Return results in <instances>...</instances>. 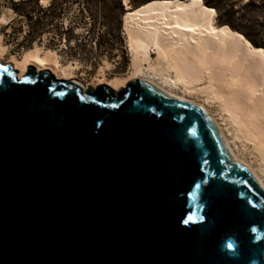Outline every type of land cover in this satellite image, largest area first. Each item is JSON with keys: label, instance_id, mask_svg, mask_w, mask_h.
I'll use <instances>...</instances> for the list:
<instances>
[{"label": "water", "instance_id": "obj_1", "mask_svg": "<svg viewBox=\"0 0 264 264\" xmlns=\"http://www.w3.org/2000/svg\"><path fill=\"white\" fill-rule=\"evenodd\" d=\"M0 264H264V191L150 83L0 62Z\"/></svg>", "mask_w": 264, "mask_h": 264}, {"label": "bare ground", "instance_id": "obj_2", "mask_svg": "<svg viewBox=\"0 0 264 264\" xmlns=\"http://www.w3.org/2000/svg\"><path fill=\"white\" fill-rule=\"evenodd\" d=\"M127 1L123 0L128 9L123 31L131 54L127 77L106 79L104 74L96 84L83 85L75 72L78 64H61L56 51L34 44L20 58L8 56L2 34L0 62L13 66L18 78L34 67L36 72L74 82L83 92L105 86L117 93L134 80L150 83L210 117L232 161L245 167L264 191V52L260 51L264 48L219 25L216 10L202 0H161L136 9H130ZM10 23L6 13L0 15L1 26Z\"/></svg>", "mask_w": 264, "mask_h": 264}, {"label": "rangeland", "instance_id": "obj_3", "mask_svg": "<svg viewBox=\"0 0 264 264\" xmlns=\"http://www.w3.org/2000/svg\"><path fill=\"white\" fill-rule=\"evenodd\" d=\"M19 1L0 0V15L6 13L11 18L8 26L0 25L8 56L20 58L24 50L37 44L56 51L63 65L78 64L75 72L83 85L96 84L104 74L106 79L128 76L131 54L123 31V16L128 10L124 5L122 11L114 12L115 6L108 0H55L56 9L63 10L58 17L56 10L45 12L53 0H46L44 4L40 0L37 3L36 0ZM92 1L91 5H83ZM209 1L217 2L221 8L232 6L239 14L247 16L249 37L257 45H264V0ZM127 4L134 9L131 0ZM87 7L93 12L87 11ZM217 23L220 25L218 12ZM194 98L202 100L200 96ZM212 108L220 117L217 106ZM234 143L235 148L240 147Z\"/></svg>", "mask_w": 264, "mask_h": 264}, {"label": "trees", "instance_id": "obj_4", "mask_svg": "<svg viewBox=\"0 0 264 264\" xmlns=\"http://www.w3.org/2000/svg\"><path fill=\"white\" fill-rule=\"evenodd\" d=\"M30 1L32 0H22L19 2L23 3V2H30ZM108 1L112 2L113 5L115 6V10H113L114 12L122 11L123 0H108ZM156 1H161V0H153V1L152 0H131V4H133V6H135L134 9H136L143 4L156 2ZM202 1L207 7H210L212 9L214 8V10L218 12V22L220 23V25H226V26L228 25L233 31L235 30V32H238V33L240 32L241 34H243L254 46L264 48V45H257L249 37V34L247 33V29H246V25L249 23L247 16H245L244 14H239V12L234 10L232 6L226 9V8H221L220 4H218L217 2H213L209 0H202ZM36 3H37V0H36ZM93 3L94 1H92L91 3L88 2L86 4L83 3V5L86 6L88 4L91 5ZM56 4L57 2L53 0L50 3V5L45 9L46 10L45 12L56 10L58 11V17H59L60 14H63L62 12L63 10L62 8L56 9ZM247 4L250 5L251 1H249ZM86 10L89 12H93L92 8H89V7H87Z\"/></svg>", "mask_w": 264, "mask_h": 264}, {"label": "snow or ice", "instance_id": "obj_5", "mask_svg": "<svg viewBox=\"0 0 264 264\" xmlns=\"http://www.w3.org/2000/svg\"><path fill=\"white\" fill-rule=\"evenodd\" d=\"M40 2H41V4H44L46 2V0H40ZM260 51L264 52V50H260ZM3 71L8 72L9 69L8 68H4ZM97 127H99V122L97 123ZM189 220H191V217H189ZM184 223H187V221H184ZM228 247L231 248L232 247V244L230 243L228 245Z\"/></svg>", "mask_w": 264, "mask_h": 264}]
</instances>
